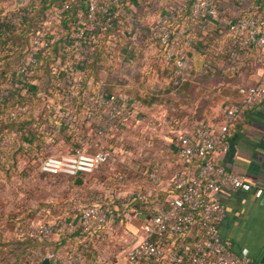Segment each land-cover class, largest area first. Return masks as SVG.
<instances>
[{
	"label": "built area",
	"instance_id": "obj_1",
	"mask_svg": "<svg viewBox=\"0 0 264 264\" xmlns=\"http://www.w3.org/2000/svg\"><path fill=\"white\" fill-rule=\"evenodd\" d=\"M239 1L133 0L125 7L121 0H58L35 18L25 45L16 43L9 48L8 52L20 49L21 55L13 63L14 78L6 77L0 83V106L10 104L0 111V123L30 119L44 147L41 150L23 144L28 151L23 159L38 173L76 177L101 171L110 162L111 147L119 143V132L127 125H147L150 133L167 125L168 133L177 141L175 156L194 169L189 175L183 169L176 171L162 201L145 207L136 238L124 242L113 258L98 264H251L247 255L234 252L231 241L220 235L225 205L215 197L218 192L231 195L251 189L243 174L226 169L215 156L226 152L229 129L242 119L243 109L264 101V0L247 6ZM27 2L0 0L4 23L19 26ZM190 28L199 34L195 36ZM113 29L129 57L117 53L112 58ZM106 33L108 54L99 61L95 78L88 64ZM203 37L211 43L222 41L228 49L227 59L236 67L228 61L222 64L210 60L213 50L209 48L202 73L230 72V80L254 72L258 75L249 84L235 85L238 96L223 107L216 125L199 118L194 104L144 105L124 91L133 85L105 89L100 73L118 72L120 65L130 75H138L148 73L159 62L172 61L174 78L186 79L191 63L180 43L193 42L200 47L206 42ZM146 47L154 52L139 69L138 55ZM132 51L138 52L131 55ZM115 83L120 80L112 85ZM11 99L20 103L11 105ZM155 112L159 118H151ZM9 138L0 135V157L7 150ZM64 138L69 149L50 151L52 146L64 143ZM115 176L119 184H125L121 171L116 170ZM146 178L153 184L159 181L158 173L151 169ZM260 192L261 188H254V195ZM133 195L130 190L116 203L96 187L85 198L74 194L65 201L63 214L55 221L36 222L25 234L46 240L53 232L77 227L84 237L101 240L106 225L120 217V207L130 204ZM44 257L48 264H82L85 260L81 252L66 246L32 249L19 264H41Z\"/></svg>",
	"mask_w": 264,
	"mask_h": 264
},
{
	"label": "crops",
	"instance_id": "obj_2",
	"mask_svg": "<svg viewBox=\"0 0 264 264\" xmlns=\"http://www.w3.org/2000/svg\"><path fill=\"white\" fill-rule=\"evenodd\" d=\"M254 1L256 0H240L239 2L247 6ZM251 76H253L251 82L256 80L257 72L256 74L255 72L252 73ZM234 81V79L230 80V88L227 87L223 91L218 90L213 95L204 97L203 100L201 96L194 100V110L197 109L199 118L205 119L212 125L217 124L223 107L234 101L238 96L236 92L231 93L233 91L231 88H235ZM214 103L218 106L222 105V108L216 111ZM161 137L160 140L164 144L163 150L159 154L162 156L161 159H156L157 154L154 150L150 153V159L153 162L150 169L159 175L157 183H150L147 179L144 181L143 177L137 175V172L131 168H129V172L132 171V173H128L125 184L107 182L105 177L108 174L112 175L116 170H120V158L126 155L116 145V147H111L110 162L103 166L101 171H96L97 175L94 173L93 176L96 177L94 179L95 184L101 183L107 195L114 198L113 201H118L130 190L136 195L130 204L120 207V217L106 225L104 228L105 234L101 240H96L94 236L84 237L75 227L68 231L58 230L51 233L47 238L46 248H51V245L63 239V247L68 246L72 250L78 249L79 252L85 254V260L82 264H98L107 258H113L124 242L135 239L138 235V226L145 207L162 201L171 176L182 169L188 175L194 173V169L190 164H185L175 156L177 141L173 135L165 133ZM64 143L52 146L50 151L58 152L60 149H69L68 140H65V138ZM227 143L226 152L218 153L215 156L216 160L222 163L226 169L243 174L251 184V189L239 190L231 195L225 192L215 194V197L225 205V215L219 224V232L223 238L231 241L233 251L237 254L247 255L251 260V264L264 262V101L253 103L243 109L242 119L234 123L229 129ZM135 154H137L136 151ZM14 168L15 165L6 173L0 171V177H4L3 180L0 179V207L2 208V211H0V264L18 263L22 256L20 254L22 241L26 236L25 232H16L17 229L14 224L9 222L10 213L14 212L6 206L8 205L6 196L12 193L9 192V187L6 185L9 179H5V177L8 178ZM80 177L82 176L69 177L76 180L77 185H73L76 190H79L83 184L79 183ZM256 187L261 188L258 196L254 195V188ZM13 189H11L13 194L16 196L21 195L14 193ZM82 191L81 189L76 195L79 197L84 196L85 192ZM34 196H36L35 193ZM64 203L55 201L47 202L44 205V203L37 202L34 206H31V213L35 211L36 205L38 207L42 204L44 207H48L46 214H44L47 222H52L63 214ZM17 217L19 218V215ZM81 244L86 250H83L81 246L79 247Z\"/></svg>",
	"mask_w": 264,
	"mask_h": 264
},
{
	"label": "trees",
	"instance_id": "obj_3",
	"mask_svg": "<svg viewBox=\"0 0 264 264\" xmlns=\"http://www.w3.org/2000/svg\"><path fill=\"white\" fill-rule=\"evenodd\" d=\"M58 0H28V2L24 5V17L21 21V24L16 28L11 27L10 25L4 23L2 17V10L0 8V83L6 78H14L13 77V63L20 57L21 50L15 49L12 52H8L9 48H11L16 43L20 46L25 45L27 42V38L33 28V23L35 18L39 15L41 11H43L49 3L57 2ZM122 4L125 7H128L133 0H121ZM171 0H164L165 3L170 2ZM192 34L197 36L199 33L194 32L191 28L189 29ZM213 32L216 33V29H213ZM114 37V50L112 52V58H115L117 53L128 56L129 52H127V47L124 44H121L119 34H117L116 30L113 29L111 32ZM108 34L106 33L100 40L98 47L94 51V55L88 64L89 72L93 74L95 78H97V67L99 65V61H104L109 46L106 43L108 39ZM206 40V42L198 47L193 42L190 44H182L180 43V47L183 48L186 56L190 59L191 69L189 75L186 79L180 80L175 79L172 69L173 62L165 61L162 65L157 64L156 67H161V71H163V85L159 86L158 89L154 93H149L142 87V95L139 93L135 87L126 88L128 94L133 96L135 99L140 101L144 105H151L154 103H162L166 106H178L181 103L193 104L194 100H197V97L200 96V92L202 86L205 81L206 74L202 73V69L204 64L208 62V59L205 58L206 55H209L208 49L211 48L213 52L209 55V59L217 62H227L229 64H234L233 60H228L227 46L224 45L222 41H213L211 43L210 39L207 37H203L202 41ZM147 42H149L147 40ZM138 51H132L131 55L137 54ZM130 56V55H129ZM128 56V57H129ZM236 67V66H235ZM149 73V72H148ZM233 73L230 72H218L214 76L217 79L216 83H219V90L223 91L227 87L230 88V77ZM104 87L107 91L113 90V85L111 83L106 82ZM45 90V88L43 87ZM234 94L236 88H231ZM22 100V98H20ZM25 100V98H23ZM11 105L19 104L20 102H16L14 99L10 100ZM22 102V101H21ZM10 107V104H6L0 106V111L7 109ZM198 111L195 109V114ZM19 132V134H18ZM36 129L31 127L30 119H24L18 122H1L0 123V135H9L8 139V147L6 152L0 157V171L6 173L8 170L14 167L16 162V156L20 154V156L27 155L28 151L23 144H29L31 146L36 147L37 149H42L44 147V140L35 136ZM68 136H65L67 138ZM24 142V143H23ZM57 143V142H55ZM30 163V162H29ZM64 234V233H63ZM46 240H37L34 238H30L25 236L22 241V248L20 254L22 255L20 260L25 257V255L32 249L36 248H46L47 246ZM63 239L61 241L55 242L51 245V249L58 250L63 247ZM83 250H86L84 246L79 245V247ZM71 249V248H70ZM72 250V249H71ZM74 250V249H73ZM74 251H78L74 250ZM81 252V251H80ZM82 253V252H81ZM24 255V256H23ZM84 256L85 254L82 253ZM20 256V255H19ZM20 260L17 264H19ZM15 263V264H16Z\"/></svg>",
	"mask_w": 264,
	"mask_h": 264
},
{
	"label": "rangeland",
	"instance_id": "obj_4",
	"mask_svg": "<svg viewBox=\"0 0 264 264\" xmlns=\"http://www.w3.org/2000/svg\"><path fill=\"white\" fill-rule=\"evenodd\" d=\"M153 52L154 50L152 47H146L140 51V54L138 55L139 57L137 59V67L139 69L143 68L141 64H147L150 61L151 53ZM150 64L152 65V62H150L149 65ZM157 64L162 65L161 62ZM157 64L152 66L149 73L138 75H130V73H128V69L125 66L120 65L121 68L118 72L103 71L102 73H100V77L102 78L104 83L108 82L114 84V81L120 80L119 84L115 83V85L113 86L115 88L121 87L123 84L133 85V87H135L139 92L137 94L142 95L143 93L141 91L142 88L140 85L143 84L148 90L147 92L154 93L159 86L163 85V71H161V67H155L157 66ZM214 75L215 74H212L210 72L209 74H206L205 81L200 92L202 100L204 99V97H209L219 90V83H216L217 79ZM252 77L253 76L246 75L245 77H240L238 79L236 78L234 79L235 81L233 84H249L251 83ZM216 105L217 104L214 103L216 111L222 108V105H220L221 107ZM152 117L154 119L159 118L156 112L154 113V115H151V118ZM129 127V125H127L126 127L124 126L125 130L120 131L118 134V145H120L119 147L123 151V153L126 154L125 156H122L120 158L119 169L126 177V180L128 179V175L132 173V171L129 172V168H131L137 172V175H141L143 177V180L146 181V174L150 170L151 164L153 163L150 159L151 151L154 150L157 154L156 159H161L162 157L159 154L163 150L162 148L164 144L160 139H162L161 136L163 134L168 133L167 125H162L160 128L152 131L151 133L149 132L150 127L147 125H138L133 128ZM135 151L137 152V154H135ZM95 174L97 175V173ZM95 174L92 173L90 175L80 177V180L78 179L79 183L81 182L83 184L81 185V188L79 190H76V188L73 186L77 185L75 179L60 176L50 177L48 175L40 174L33 169L28 161H24L23 156H20V154H18L16 156L14 170L11 171L8 178L5 177V179H9L6 182V185H8L9 187V192L12 193L7 195L8 197L4 194L7 199L6 202L8 203V205L6 206L8 209L13 210L14 212L10 213L9 222L14 224L15 228L17 229L16 232L19 233L25 232V230L30 225L35 224L36 222H47L46 217L44 216V214H46V210H48V207H44L47 202H65L74 194H78L81 189L83 190L82 192H85L86 195V193L89 192L90 189L96 187L98 190H101L103 192L107 199L113 200L114 198L108 196L104 191L101 183L98 185L95 184L94 179L96 177L93 176ZM105 178L107 182L110 181L114 182L115 184H119L115 173H113L112 175L108 174ZM0 179L3 180L4 177L2 176L0 177ZM11 189L15 191L14 193L21 195L16 196L15 194H13ZM34 193L36 196H34ZM38 195L40 196L38 197ZM85 195L82 197L85 198ZM25 196L26 198H24ZM37 202L44 203V205L40 204V206L38 207L36 205L35 211L31 213V206H34ZM0 211H2L1 207ZM17 215H19V218L17 217Z\"/></svg>",
	"mask_w": 264,
	"mask_h": 264
},
{
	"label": "water",
	"instance_id": "obj_5",
	"mask_svg": "<svg viewBox=\"0 0 264 264\" xmlns=\"http://www.w3.org/2000/svg\"><path fill=\"white\" fill-rule=\"evenodd\" d=\"M15 1H16V0H15ZM41 264H48V259L44 257V258L41 260Z\"/></svg>",
	"mask_w": 264,
	"mask_h": 264
}]
</instances>
